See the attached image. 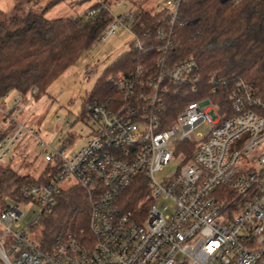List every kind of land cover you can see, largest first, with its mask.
Masks as SVG:
<instances>
[{
	"label": "built area",
	"instance_id": "1",
	"mask_svg": "<svg viewBox=\"0 0 264 264\" xmlns=\"http://www.w3.org/2000/svg\"><path fill=\"white\" fill-rule=\"evenodd\" d=\"M180 3L157 6L169 11V28L153 36L147 30L144 41L130 13L113 17L102 31L99 42L126 30L128 51L141 54V62L109 79L114 96L86 99L89 133L77 152L65 156L39 141L45 161L57 155L61 169L47 184L22 186L21 201L3 200L0 264H264V98L240 80L228 87L216 75L204 92L193 58L168 61ZM220 85L229 91V110L215 99ZM170 95L197 100L176 105L172 117L164 111ZM22 98L13 101L18 112ZM15 123L0 140V165L11 162L26 133L37 138ZM201 125L205 134L195 132ZM176 155L182 158L177 172L157 182L154 174ZM138 177L146 187L139 208L148 205L135 215L123 210L121 195ZM74 186L89 196L87 244L69 234L42 250L31 229Z\"/></svg>",
	"mask_w": 264,
	"mask_h": 264
},
{
	"label": "trees",
	"instance_id": "2",
	"mask_svg": "<svg viewBox=\"0 0 264 264\" xmlns=\"http://www.w3.org/2000/svg\"><path fill=\"white\" fill-rule=\"evenodd\" d=\"M41 0H14L8 12L0 11V108H5L9 93L26 96L35 89L33 97L46 95L48 88L80 56L98 40L102 31L113 21L108 4L104 1L90 5L84 13L47 19L46 12L57 4L51 1L39 10H33ZM119 1V0H117ZM147 0H136L130 14L137 12L133 23L140 38L147 30L151 35L157 29H168L169 11L155 13L142 10ZM173 48L167 54L170 63L193 58L200 74L201 86L208 92L209 78L216 75L231 87L240 80L264 98V0H181L173 26ZM144 41V39H143ZM152 54V59L155 57ZM141 54L130 51L114 60L97 80L86 99L105 100L115 95L109 79L119 72L128 73L141 62ZM229 91L218 87L217 96L221 109L229 110ZM85 99V101H86ZM197 100L196 97L168 96L165 112L173 117L182 105ZM83 101V104L84 102ZM77 117L82 123L85 115ZM11 111L0 110V140L14 132L16 123ZM69 136L66 143L73 141ZM62 160L55 155L47 162L38 176L22 175L10 162L0 165V211L2 198L21 201V187L30 183L47 184L61 169ZM146 195L143 180L138 177L121 195L123 210L145 212L148 202L141 204ZM56 205L41 215L31 229L42 250L51 249L56 239L72 235L83 245L90 237L88 230L89 196L78 186L63 191L55 199ZM139 209V211H138Z\"/></svg>",
	"mask_w": 264,
	"mask_h": 264
},
{
	"label": "rangeland",
	"instance_id": "3",
	"mask_svg": "<svg viewBox=\"0 0 264 264\" xmlns=\"http://www.w3.org/2000/svg\"><path fill=\"white\" fill-rule=\"evenodd\" d=\"M51 1L57 4L49 9L45 17L56 19L66 16L81 15L95 2L104 0H41L32 6L33 10L45 6ZM136 0H105L114 18L129 13ZM164 0H147L142 10L155 13L157 6ZM14 5V0H0V11L8 12ZM136 16L137 12L133 13ZM131 35L126 30L117 29L105 41L98 40L84 52L77 62L63 73L47 90L46 95L35 99L23 97L17 104L18 112L13 101L19 96L9 93L5 98V108L11 111V116L26 130L36 134L26 133L12 152L11 166L22 175L38 176L46 165L42 157L39 141L49 144L52 148H62L63 154L69 156L85 145L89 129L86 124L77 120L81 113L83 101L93 90L97 80L106 68L118 57L128 52ZM71 126H69V125ZM208 127L201 125L195 132L205 134ZM69 136L74 137L71 143H66ZM180 155L174 156L161 171L154 174L157 182L171 178L181 165ZM5 198L3 197L2 202ZM11 199V198H9ZM30 206H26V212ZM33 214L30 216L32 217Z\"/></svg>",
	"mask_w": 264,
	"mask_h": 264
},
{
	"label": "water",
	"instance_id": "4",
	"mask_svg": "<svg viewBox=\"0 0 264 264\" xmlns=\"http://www.w3.org/2000/svg\"><path fill=\"white\" fill-rule=\"evenodd\" d=\"M226 1H228V0H221L222 3L226 2ZM62 150H63V149H61L60 151H62Z\"/></svg>",
	"mask_w": 264,
	"mask_h": 264
},
{
	"label": "crops",
	"instance_id": "5",
	"mask_svg": "<svg viewBox=\"0 0 264 264\" xmlns=\"http://www.w3.org/2000/svg\"><path fill=\"white\" fill-rule=\"evenodd\" d=\"M13 93H14V92H13ZM15 95H17V96H18V94H16V93H15Z\"/></svg>",
	"mask_w": 264,
	"mask_h": 264
}]
</instances>
